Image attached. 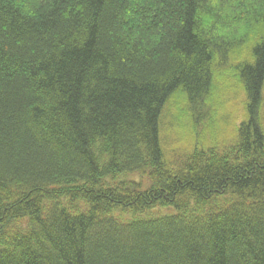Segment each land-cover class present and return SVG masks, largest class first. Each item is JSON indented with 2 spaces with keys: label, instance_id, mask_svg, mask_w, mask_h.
<instances>
[{
  "label": "trees",
  "instance_id": "1",
  "mask_svg": "<svg viewBox=\"0 0 264 264\" xmlns=\"http://www.w3.org/2000/svg\"><path fill=\"white\" fill-rule=\"evenodd\" d=\"M263 103L264 0H0V264H264Z\"/></svg>",
  "mask_w": 264,
  "mask_h": 264
},
{
  "label": "rangeland",
  "instance_id": "2",
  "mask_svg": "<svg viewBox=\"0 0 264 264\" xmlns=\"http://www.w3.org/2000/svg\"><path fill=\"white\" fill-rule=\"evenodd\" d=\"M236 64H238V62H234L233 63V65H236ZM230 74H224V79L225 80H233L232 78H230ZM233 83H234V81H233ZM225 86H229L228 84H226ZM227 87H223V88H225V90L222 92L223 94L221 95V96H218L219 98H221V99H223L222 100V103H223V101H224V99L225 98H229V99H231V100H226V101H224V105H226L227 107H231L233 104H234V102H235V96L233 95V93L232 92H229L228 90H230V88L231 87H229V88H227ZM242 99H243V97H242ZM217 102H218V100H216V108H219L220 107V104H221V102H220V104L219 105H217ZM243 102V101H242ZM235 108H236V106H235ZM241 108V107H240ZM263 109H264V106H263ZM262 109V110H263ZM221 112H227V110H226V108H221V110H220ZM221 115V117L219 118L220 119V121H222V119H224V118H226V117H229L228 116V114H226L225 113V115L224 114H220ZM211 117V116H210ZM261 117H262V119H263V122H264V112H263V115H261ZM169 121H170V119L168 120H166L165 122H164V127H166V125H168V123H169ZM225 121V120H224ZM182 124H186V122H182ZM207 124V122L206 121H204V123H203V125L199 128V129H201V128H203L205 125ZM234 124H236V123H232V125L230 126V128L232 129V127L234 126ZM220 128H221V131H222V134H224V137L225 138H228V133H230L229 131H230V128H229V126H228V124L226 125V121H225V124L222 122V123H220ZM165 129V128H164ZM167 130L165 131V133L163 134V136L162 137H164V138H166V141L167 142H169L171 145V147H172V149L171 148H169V149H171L170 150V152H169V154L172 152V151H174V150H176V151H182L183 150V148L185 147V144L183 143V141L184 142H189V136L190 135H188V133H186L185 131H183V130H179V133L181 134V136L180 135H177L176 133H172V129H169V128H166ZM212 134H210V133H206V137H207V139L209 140V142H213V138H212V136H211ZM219 135H221V134H219ZM179 137L181 138V139H179ZM180 140H181V142H180ZM208 142V143H209Z\"/></svg>",
  "mask_w": 264,
  "mask_h": 264
},
{
  "label": "bare ground",
  "instance_id": "3",
  "mask_svg": "<svg viewBox=\"0 0 264 264\" xmlns=\"http://www.w3.org/2000/svg\"><path fill=\"white\" fill-rule=\"evenodd\" d=\"M263 106H264V103H263ZM262 109H263V108H262ZM263 112H264V109H263V110L260 109L259 113H260L261 115H263ZM261 120L263 121L262 117H261ZM160 131L163 132V131H165V129L162 128V127H160Z\"/></svg>",
  "mask_w": 264,
  "mask_h": 264
}]
</instances>
